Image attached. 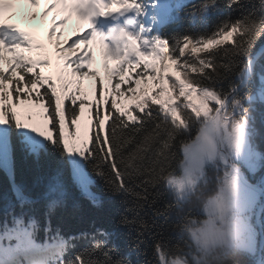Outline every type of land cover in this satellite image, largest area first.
I'll return each instance as SVG.
<instances>
[{
	"label": "snow or ice",
	"instance_id": "snow-or-ice-1",
	"mask_svg": "<svg viewBox=\"0 0 264 264\" xmlns=\"http://www.w3.org/2000/svg\"><path fill=\"white\" fill-rule=\"evenodd\" d=\"M261 41L264 0H0V264H264Z\"/></svg>",
	"mask_w": 264,
	"mask_h": 264
},
{
	"label": "rangeland",
	"instance_id": "rangeland-1",
	"mask_svg": "<svg viewBox=\"0 0 264 264\" xmlns=\"http://www.w3.org/2000/svg\"><path fill=\"white\" fill-rule=\"evenodd\" d=\"M45 5L41 4V6L36 9L35 11H37L38 13L42 12L43 9H44ZM21 11H24V12H28V13H31L33 11V9H31V7L29 5H26V4H17V7H16V10H14L8 17H10V19H7L6 22L8 23H14L15 22H18V19H19V15L18 13L21 12ZM51 17H52V13H49V16L46 17V18H43V19H40L39 16H37V19L33 21L34 25L38 26L39 27H42V31H45L46 30V27H47V23L50 22L51 20ZM40 21L43 22V25L40 24ZM33 25V24H32ZM18 27H21L23 29V26L21 23L17 24ZM37 30H39V28H37ZM86 28H83L79 21L77 20H74L72 21L71 23H68L65 27V29H63L64 31V37L65 39H67L69 36H72L74 37L76 32L78 31H85ZM47 41V39H46ZM44 39L42 41H40L41 43H45L47 44ZM95 60H94V64H93V70L94 71H97L99 74H100V78L101 79H105V82L106 81V78L104 77V74H103V58H102V53H100L99 51L95 50ZM28 54L25 53V56H27ZM10 58V57H9ZM35 58V57H34ZM113 63L115 64V62L113 61H108V64H109V67L111 68V66L113 65ZM112 64V65H111ZM172 75H175V73H172ZM84 90L88 93V97L90 99L93 98V96L95 95V90H94V81L88 79V78H85V81H84ZM36 111H40L39 109H36Z\"/></svg>",
	"mask_w": 264,
	"mask_h": 264
},
{
	"label": "trees",
	"instance_id": "trees-1",
	"mask_svg": "<svg viewBox=\"0 0 264 264\" xmlns=\"http://www.w3.org/2000/svg\"><path fill=\"white\" fill-rule=\"evenodd\" d=\"M193 2H197V0H193ZM237 15V14H234ZM187 27V26H185ZM185 29H181V31H184ZM261 43H264V41H261ZM98 46V45H97ZM100 47V46H98ZM89 100H94L95 99V95L93 96L92 99H90L88 97ZM90 112V110H88ZM67 131V130H66ZM77 135H80V131L77 130ZM90 135V132H89ZM18 180H22L25 183H28L29 185L31 184L32 180H33V172L31 171V164H23L21 163L18 167V175H17ZM0 180H2V177H0ZM4 188H6V185H3L2 187H0V192H2L4 190ZM0 206H2V201H0ZM107 212H115L114 208L108 209ZM142 216H144V213H141ZM144 218L148 221L149 224H152L154 222V218L151 216L150 213H148L147 216H144ZM162 221L160 220H155V223L157 225H159ZM66 230H75L76 227H78V225H76L73 221L69 220L66 225ZM170 229L168 232H165V236L167 237L169 235ZM132 235H135V232H132ZM152 242L148 241L146 245L142 246V250H146L148 255L147 257L144 256H139L137 254H133L132 255V259L134 262H137V264H139V262H142L145 259H151L152 258V247H151ZM130 247V244L128 245Z\"/></svg>",
	"mask_w": 264,
	"mask_h": 264
},
{
	"label": "bare ground",
	"instance_id": "bare-ground-1",
	"mask_svg": "<svg viewBox=\"0 0 264 264\" xmlns=\"http://www.w3.org/2000/svg\"><path fill=\"white\" fill-rule=\"evenodd\" d=\"M18 15H19V19H18V22H15V24L17 25V24L21 23L24 30L33 32L37 36L38 41L39 42L42 41L43 35L41 34V31H40L41 27H39V25L38 26L34 25V23H33L34 20H32L30 18V13L21 11L18 13ZM40 24L43 25V22L40 21ZM37 28H39V30H37ZM64 39H65V37H64Z\"/></svg>",
	"mask_w": 264,
	"mask_h": 264
}]
</instances>
